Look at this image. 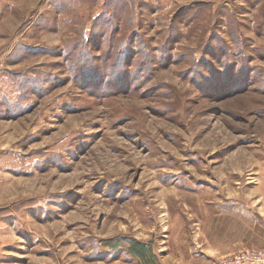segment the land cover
Returning <instances> with one entry per match:
<instances>
[{
    "label": "rangeland",
    "instance_id": "1",
    "mask_svg": "<svg viewBox=\"0 0 264 264\" xmlns=\"http://www.w3.org/2000/svg\"><path fill=\"white\" fill-rule=\"evenodd\" d=\"M215 245L264 250V0H0V264Z\"/></svg>",
    "mask_w": 264,
    "mask_h": 264
},
{
    "label": "built area",
    "instance_id": "2",
    "mask_svg": "<svg viewBox=\"0 0 264 264\" xmlns=\"http://www.w3.org/2000/svg\"><path fill=\"white\" fill-rule=\"evenodd\" d=\"M214 264H264V250L243 249L217 259Z\"/></svg>",
    "mask_w": 264,
    "mask_h": 264
},
{
    "label": "crops",
    "instance_id": "3",
    "mask_svg": "<svg viewBox=\"0 0 264 264\" xmlns=\"http://www.w3.org/2000/svg\"><path fill=\"white\" fill-rule=\"evenodd\" d=\"M249 230H250L251 234L255 233V229L252 228L251 226H249ZM242 245L243 246H255L257 244L245 241V242H242ZM234 247L235 246H231L229 249L228 248L225 249V248H221L219 245L218 246L217 245L212 246V248L210 250L212 252V257H210L211 258L210 260L207 259L208 255H205L206 261H203L202 253H198V254L196 253V254H194L195 256L193 255V258L191 259L192 261L189 264H205V263H207V261H210V263H213V261H215V259L217 258L216 256H218V257L223 256V255L227 254L226 252L233 250Z\"/></svg>",
    "mask_w": 264,
    "mask_h": 264
}]
</instances>
